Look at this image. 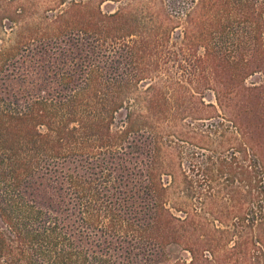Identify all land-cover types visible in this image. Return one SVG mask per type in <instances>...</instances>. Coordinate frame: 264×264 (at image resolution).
Returning <instances> with one entry per match:
<instances>
[{
    "label": "trees",
    "instance_id": "1",
    "mask_svg": "<svg viewBox=\"0 0 264 264\" xmlns=\"http://www.w3.org/2000/svg\"><path fill=\"white\" fill-rule=\"evenodd\" d=\"M106 1L118 0L73 1L38 20L14 0L0 5V264H159L173 245L188 264L219 259L228 231L209 226L220 237L204 254L212 237L173 212L164 176L166 129L223 111L247 183L227 251L251 243L258 253L245 257L264 264V150L248 119L264 80L247 85L264 79V0H129L105 12ZM197 159L223 175L236 155ZM195 183L184 175L186 190Z\"/></svg>",
    "mask_w": 264,
    "mask_h": 264
},
{
    "label": "rangeland",
    "instance_id": "2",
    "mask_svg": "<svg viewBox=\"0 0 264 264\" xmlns=\"http://www.w3.org/2000/svg\"><path fill=\"white\" fill-rule=\"evenodd\" d=\"M8 1L13 3V0H0V5H5ZM14 1L17 6L23 4L27 8L31 20H38L37 18H40L41 15H56L70 2L83 0ZM128 2L129 0L106 1L102 5V10L105 12L115 11L118 7ZM13 7H15L14 3ZM0 36L2 38L5 34L0 32ZM263 80V76L257 74L247 80V85L261 84ZM206 100L207 102H215L211 93L206 95ZM262 102H260L259 105H254V111L256 112H253L248 119L253 122L252 124L254 126H259V128H261L258 132H255V137L264 150V104ZM232 109L234 111H240L241 113L244 107L240 103H234ZM182 124L183 125H180V127L175 128V130L166 129L168 134H173L171 137L167 138L169 146L166 150L170 175L167 174L164 176L165 183L169 186L171 207H173V212L181 217L185 216V213L178 210L183 209L188 212L190 218H192L193 228L197 230L194 232L196 236H205L206 238L207 236L212 237L211 239L208 238L209 242L205 245L207 250H205L204 254H210V250L214 249L210 244H215L212 240L215 237H220V233H216V231L208 228L212 225H214V227L218 226L220 231H228V233H225V238H228L226 243L228 242L229 245L227 248L230 249L229 247L233 246V242L239 239L243 231V222H241V218L247 213L245 210L246 208L241 210V204L244 201L243 195L241 194L242 190L246 187L245 184H247L242 182V171L245 169L243 167L244 155L241 145L242 139L237 132V126L234 124L233 118L229 113H224V111L218 116L211 118V120L206 121L194 119L192 117L185 118ZM178 138L180 141L177 140ZM181 140L191 144L182 143ZM170 146L171 148H169ZM187 153L194 155L195 158L193 157L192 160H187ZM234 153L236 155V160H233L232 172L228 168H225L223 169V175L221 174V170L216 172V170L219 169V165L215 160H213L214 163L209 161L206 166H202V164L198 163L197 159L198 156L201 157L203 154V158L207 156L213 158L218 156L229 161V158ZM185 174H187L192 181L196 182L195 184H202V186L198 187L197 184L196 188L186 190L183 185ZM204 174L209 175L208 180L203 179V176H205ZM254 194L260 196V194L257 195V192ZM188 195L190 199L186 197ZM185 197L186 200L190 202L189 205L186 206L183 205ZM220 216L224 220L223 224L216 221ZM249 233V237L251 238L252 232L249 231ZM228 249H221V253H217V256L220 257L217 260L212 258L208 259L210 261L199 259L195 264H250L249 260H247L249 255L248 258H246L243 252L246 253L250 250V252L255 251L254 255L258 253V249L251 243H249L247 249L243 248L244 251L242 249L237 250L233 255V252H228ZM168 251V260L159 264H176L177 262L178 264H188L191 261V255L184 250L183 246L173 245L169 247ZM260 260L263 262L264 258L260 257Z\"/></svg>",
    "mask_w": 264,
    "mask_h": 264
}]
</instances>
